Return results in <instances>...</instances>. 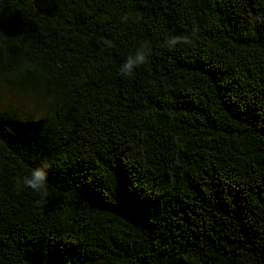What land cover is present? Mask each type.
Wrapping results in <instances>:
<instances>
[{
  "label": "trees",
  "instance_id": "obj_1",
  "mask_svg": "<svg viewBox=\"0 0 264 264\" xmlns=\"http://www.w3.org/2000/svg\"><path fill=\"white\" fill-rule=\"evenodd\" d=\"M1 86L0 264H264V0H0Z\"/></svg>",
  "mask_w": 264,
  "mask_h": 264
},
{
  "label": "clouds",
  "instance_id": "obj_2",
  "mask_svg": "<svg viewBox=\"0 0 264 264\" xmlns=\"http://www.w3.org/2000/svg\"><path fill=\"white\" fill-rule=\"evenodd\" d=\"M121 22L127 24L129 21L132 23H139L142 17L139 15L124 14L121 18ZM197 29H193L195 33ZM192 44V39L187 35H175L169 36L161 44L162 48H166L172 51L178 45L190 46ZM109 46L110 42H109ZM153 49L150 42L141 41L136 47L133 53H130L127 58L120 64L118 72L119 75L125 78H131L134 71L147 64L152 55ZM15 184L17 190L29 189L33 193L37 194L44 202H47L48 196V171L47 165L41 167L38 166L30 171L28 175L18 176L15 178ZM40 203V200H37Z\"/></svg>",
  "mask_w": 264,
  "mask_h": 264
},
{
  "label": "rangeland",
  "instance_id": "obj_3",
  "mask_svg": "<svg viewBox=\"0 0 264 264\" xmlns=\"http://www.w3.org/2000/svg\"><path fill=\"white\" fill-rule=\"evenodd\" d=\"M0 92H1V97H4V99H7V101H11L12 103H15V102H21L22 99H24V97L22 96H18L17 93L15 92H8L7 93V89L4 87V86H1L0 87ZM34 96L30 95L28 97L25 98V101H26V105L25 107L30 109L31 108V101L33 100ZM34 104L37 106V110L41 109L42 108V101L39 97H37L34 101Z\"/></svg>",
  "mask_w": 264,
  "mask_h": 264
}]
</instances>
